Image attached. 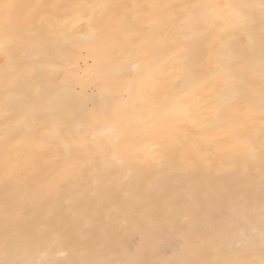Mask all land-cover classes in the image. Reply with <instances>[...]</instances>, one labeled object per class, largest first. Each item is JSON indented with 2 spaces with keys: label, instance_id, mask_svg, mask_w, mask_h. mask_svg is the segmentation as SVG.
I'll use <instances>...</instances> for the list:
<instances>
[{
  "label": "snow or ice",
  "instance_id": "1",
  "mask_svg": "<svg viewBox=\"0 0 264 264\" xmlns=\"http://www.w3.org/2000/svg\"><path fill=\"white\" fill-rule=\"evenodd\" d=\"M0 56V264H264V0H0ZM221 142L234 187L131 195Z\"/></svg>",
  "mask_w": 264,
  "mask_h": 264
},
{
  "label": "bare ground",
  "instance_id": "2",
  "mask_svg": "<svg viewBox=\"0 0 264 264\" xmlns=\"http://www.w3.org/2000/svg\"><path fill=\"white\" fill-rule=\"evenodd\" d=\"M16 3H63L66 0H14ZM111 3H152L158 2L161 4L171 3H205V2H222V0H109ZM18 55H22L19 53ZM87 56V53H83ZM4 58L0 56V65H3ZM83 63V61H81ZM161 70L166 71L167 65H161ZM86 95L89 98L92 106V110L99 112V110L111 103V96L109 92L101 87L90 88L86 91ZM3 117L0 116V120ZM72 127V131L78 135H87L91 132V126L86 120H82L79 117L69 122ZM186 127H190L187 125ZM121 135L125 141V146L129 149H141L143 151L150 150V138L146 137L135 122L127 123L121 130ZM195 134L194 132L192 133ZM90 138V136H89ZM221 149L217 151L215 145L206 147L205 152L201 157L191 156L190 160L195 161L194 170L189 175H183L179 173H172L161 177L159 182L153 183L154 176L147 175L138 185L134 184L130 190L132 196H138L145 202L144 206L148 205H160L162 206L164 201L174 194L184 195L190 191L196 192L198 195L207 194L209 197H215L222 193L225 189L234 187L237 180L234 176L224 172V169L229 168L230 159L226 146H223L221 142ZM147 146V147H146ZM108 200H123L129 195V191L118 192L115 189L104 193ZM47 210V205L42 208L41 214ZM62 211V209H58ZM39 219V217H37ZM135 237L131 234L128 236L129 242H135Z\"/></svg>",
  "mask_w": 264,
  "mask_h": 264
}]
</instances>
